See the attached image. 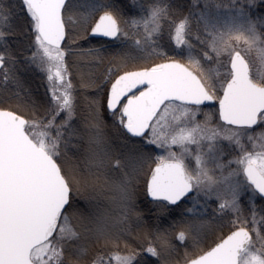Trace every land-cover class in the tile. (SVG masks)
<instances>
[{
    "label": "snow or ice",
    "instance_id": "snow-or-ice-1",
    "mask_svg": "<svg viewBox=\"0 0 264 264\" xmlns=\"http://www.w3.org/2000/svg\"><path fill=\"white\" fill-rule=\"evenodd\" d=\"M261 67L264 0H0V264H264Z\"/></svg>",
    "mask_w": 264,
    "mask_h": 264
},
{
    "label": "trees",
    "instance_id": "trees-1",
    "mask_svg": "<svg viewBox=\"0 0 264 264\" xmlns=\"http://www.w3.org/2000/svg\"><path fill=\"white\" fill-rule=\"evenodd\" d=\"M225 1H227V0H225ZM34 81H35V78H33L32 79V82L30 83V86H34ZM258 129H256V131H257ZM226 231V230H225ZM211 241H209V243H210Z\"/></svg>",
    "mask_w": 264,
    "mask_h": 264
},
{
    "label": "rangeland",
    "instance_id": "rangeland-1",
    "mask_svg": "<svg viewBox=\"0 0 264 264\" xmlns=\"http://www.w3.org/2000/svg\"><path fill=\"white\" fill-rule=\"evenodd\" d=\"M224 2H227V1L224 0ZM259 70H260L261 72H264V67H261ZM201 118H202V117H201ZM259 131H260V129L257 130V132H259Z\"/></svg>",
    "mask_w": 264,
    "mask_h": 264
}]
</instances>
